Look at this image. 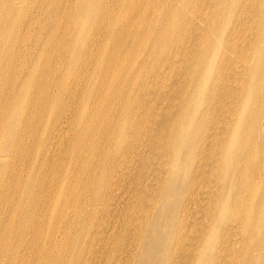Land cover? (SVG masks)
Segmentation results:
<instances>
[{
	"label": "bare ground",
	"instance_id": "1",
	"mask_svg": "<svg viewBox=\"0 0 264 264\" xmlns=\"http://www.w3.org/2000/svg\"><path fill=\"white\" fill-rule=\"evenodd\" d=\"M0 264H264V0H0Z\"/></svg>",
	"mask_w": 264,
	"mask_h": 264
},
{
	"label": "rangeland",
	"instance_id": "2",
	"mask_svg": "<svg viewBox=\"0 0 264 264\" xmlns=\"http://www.w3.org/2000/svg\"><path fill=\"white\" fill-rule=\"evenodd\" d=\"M120 206V205H119ZM119 209V208H118ZM117 211L114 212V216L112 217V222L116 225V227L118 226V221H117ZM115 221V222H114ZM117 223V224H116Z\"/></svg>",
	"mask_w": 264,
	"mask_h": 264
}]
</instances>
